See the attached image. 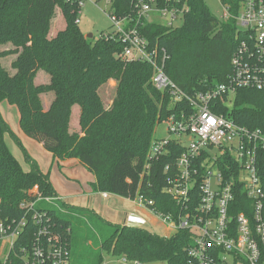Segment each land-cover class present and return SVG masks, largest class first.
I'll list each match as a JSON object with an SVG mask.
<instances>
[{
	"label": "trees",
	"instance_id": "trees-1",
	"mask_svg": "<svg viewBox=\"0 0 264 264\" xmlns=\"http://www.w3.org/2000/svg\"><path fill=\"white\" fill-rule=\"evenodd\" d=\"M221 1L229 6L228 19L214 14L205 0H188L190 9L182 25L152 22L141 28L152 44L167 47L166 72L188 93L225 82L231 71L238 45L236 17L244 0ZM58 8L66 26L51 36ZM113 8L119 16L131 13V0H114ZM79 16L77 4L68 0H0V46L10 42L15 46L0 51V104H16L23 132L41 142L55 159L74 158L85 165L96 176L95 190L131 199L141 190L155 200L159 211L179 220L181 206L164 191V165L174 161L181 149L154 164L150 176L141 174L157 124L178 111L181 103L174 102L169 90L152 85L150 63L118 56L125 47L118 37L86 36L77 23ZM11 54H17L12 62L14 74L2 63ZM40 70L50 74L49 83L36 82ZM110 79L117 80V87L108 108L100 88ZM52 91L55 98L46 109L42 94ZM75 105L81 106V131L71 130ZM220 112L264 130V90L239 89L234 103L221 105ZM7 135L23 148L30 170L9 147ZM54 196L58 195L50 174L29 154L0 110V219L27 218L8 259H0V264H25L21 250L31 249L38 229L21 207L26 201H37L35 208L52 218L53 230L69 243L70 264H104L105 253L137 263L188 264L189 230L180 228L165 236L144 227L113 224L64 200L59 201L60 207L44 200ZM85 219L96 223L95 231L89 230ZM1 246L0 241V250Z\"/></svg>",
	"mask_w": 264,
	"mask_h": 264
},
{
	"label": "built area",
	"instance_id": "built-area-1",
	"mask_svg": "<svg viewBox=\"0 0 264 264\" xmlns=\"http://www.w3.org/2000/svg\"><path fill=\"white\" fill-rule=\"evenodd\" d=\"M68 1L77 4L80 14L87 1L98 3ZM109 1L113 29L99 38L122 40L125 47L118 56L150 63L154 68L152 85L169 90L174 102L181 103L178 111L160 122L168 134L157 136L155 129L141 174L142 178L150 176L154 164L181 149L174 161L164 165V191L181 206L180 218L159 211L155 200L141 190L134 200L174 233L180 228L189 230L188 264H264V130L252 129L220 112L221 105L234 103L239 89L264 90V0L243 1L236 17L238 45L227 80L194 94L167 74V47L152 44L141 29L153 22L151 14L158 15L161 24L180 26L178 22H184L190 9L188 0H165L162 5L158 0H131L132 12L121 16L115 13L114 0ZM223 6L222 18L228 19L229 6ZM112 103L113 99L107 107ZM41 198L39 195L38 200ZM44 200L60 207L62 199L54 196ZM36 202L21 204L38 226L31 249L25 246L21 250L25 264H70L69 243L53 230L48 213L35 208ZM240 207L243 209L237 212ZM26 226V217L0 219V254L5 245L8 248L5 261Z\"/></svg>",
	"mask_w": 264,
	"mask_h": 264
},
{
	"label": "rangeland",
	"instance_id": "rangeland-1",
	"mask_svg": "<svg viewBox=\"0 0 264 264\" xmlns=\"http://www.w3.org/2000/svg\"><path fill=\"white\" fill-rule=\"evenodd\" d=\"M214 14L223 17L225 8L221 0H205ZM111 2L109 0H98V3H94L91 1H87L84 6L79 23V27L82 32L86 35H92L96 38L102 34V32H108L113 29V22L110 18L109 12H111ZM149 19L153 22H161L162 19L158 17V15L151 14ZM66 23L65 17L60 8L57 9L56 17L53 21V26L51 30V36L53 33L61 29L63 25ZM181 21L178 22V25H181ZM15 46L13 43H7L5 45L0 46V51L14 49ZM17 55H10L2 58L3 65L10 69V73L14 74L16 69L12 67V62L14 61ZM51 81V76L45 70H40L36 82L38 84L41 83H49ZM115 86L117 87V81L114 79L109 80L107 83L101 86L100 94L107 106L111 99H113L116 95V91H114ZM44 103H51L55 98V93L48 92L43 96ZM0 110L5 115L6 119L9 121L10 125L13 129L23 138H20V141L23 143L29 154L39 163L41 169L45 170L46 173L50 174V179L57 191L58 194H64L67 190L71 192H79L84 193V189L87 186V180L85 179V175L91 176L93 173L88 170V168L79 162L77 159H68V160H57L54 158V155L50 153L48 150L44 148V146L40 145V142L34 138H31L24 134L20 126V111L16 104H11L8 101H4L0 104ZM76 113V111H74ZM77 114V113H76ZM73 117H76L75 114ZM71 129L73 131H79L80 128L75 119H72ZM166 125L164 123H159L156 126V135L164 136L167 135ZM7 143L15 156L21 161L25 170H30L31 165L26 160L25 153L23 148L20 146L17 141L12 138L10 135L6 137ZM85 175H84V174ZM69 204V203H68ZM86 226H89L90 231L96 230V223L92 220V222L88 219H85ZM156 232L163 234L166 232L167 225L162 223L154 222L151 225ZM172 232L171 235H173ZM7 245H5V249L2 250L0 254V259H4L6 255ZM4 251V252H3ZM116 257H111L108 253H105V261L106 264H137L131 261L120 262ZM141 264H167L166 261H157L151 263H141Z\"/></svg>",
	"mask_w": 264,
	"mask_h": 264
},
{
	"label": "crops",
	"instance_id": "crops-1",
	"mask_svg": "<svg viewBox=\"0 0 264 264\" xmlns=\"http://www.w3.org/2000/svg\"><path fill=\"white\" fill-rule=\"evenodd\" d=\"M64 24L65 25H63L61 29L65 28L66 23H64ZM61 29L56 30L52 36H55L58 33V31ZM12 55H17V54H12ZM8 56H10V55H8ZM16 57H15V59H16ZM8 70L10 71V69H8ZM114 91H116V86L114 88ZM44 94H42V96ZM42 99H43V97H42ZM43 102H44V100H43ZM51 103H44V107L46 109H48L50 107ZM74 111H76L77 114ZM2 114H3V112H2ZM74 114L76 117H73ZM3 116L6 119L4 114H3ZM80 116H81V106L75 105L73 107L72 119H75L77 121V124L80 128L79 131L82 130L81 125H80ZM72 119H71V122H72ZM8 123H9V121H8ZM12 129H13V127H12ZM13 131L18 135L19 138H21L23 140V138L20 136L21 133L18 134L14 129H13ZM40 145L43 146V144L41 142H40ZM66 160H68V159H66ZM43 171L46 172L45 170H43ZM83 177H85V179L87 180V183H88L84 189V193H79V192H74V191L71 192L70 190H67L66 192H64V194H58L57 193L58 197H60L62 200L66 201L67 203H69V205H71L73 207H80V208L87 209L88 211L94 212V213H96L97 216L99 215L102 217V219L109 221L113 224H127V225H132V226H139V227L147 228V229L152 230L154 232H156V231L151 226L152 224H154V222L165 224L163 221L159 220L157 217H155L153 214H151L147 208L138 204L134 199L122 197V196L115 195V194L108 193V192H102V191L95 190L93 188V185H92V183L96 181V176L94 174H92L91 176L85 175ZM172 232L173 231H171L170 228L167 226L166 232L161 234V235L171 236ZM108 255L110 256V258L111 257L118 258L119 259L118 261H120V262H123L122 260H124V257H117V256H114L110 253H108ZM104 256H105V254H104ZM124 261H126V260H124ZM127 261H129V260H127ZM135 263H137V262H135ZM104 264H106V261H104ZM137 264H141V263H137Z\"/></svg>",
	"mask_w": 264,
	"mask_h": 264
},
{
	"label": "water",
	"instance_id": "water-1",
	"mask_svg": "<svg viewBox=\"0 0 264 264\" xmlns=\"http://www.w3.org/2000/svg\"><path fill=\"white\" fill-rule=\"evenodd\" d=\"M89 37H92V35H89Z\"/></svg>",
	"mask_w": 264,
	"mask_h": 264
}]
</instances>
